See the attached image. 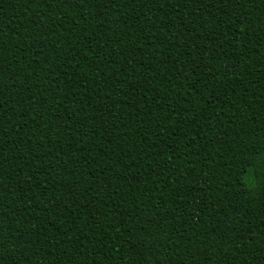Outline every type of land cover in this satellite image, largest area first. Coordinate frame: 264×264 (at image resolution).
<instances>
[{
    "label": "trees",
    "instance_id": "obj_1",
    "mask_svg": "<svg viewBox=\"0 0 264 264\" xmlns=\"http://www.w3.org/2000/svg\"><path fill=\"white\" fill-rule=\"evenodd\" d=\"M0 104V264H264V0H0Z\"/></svg>",
    "mask_w": 264,
    "mask_h": 264
},
{
    "label": "snow or ice",
    "instance_id": "obj_2",
    "mask_svg": "<svg viewBox=\"0 0 264 264\" xmlns=\"http://www.w3.org/2000/svg\"><path fill=\"white\" fill-rule=\"evenodd\" d=\"M0 108H3V105L2 104H0ZM250 179H251V177H249ZM260 177H259V175H256V179H259ZM0 247H2V245H0Z\"/></svg>",
    "mask_w": 264,
    "mask_h": 264
}]
</instances>
